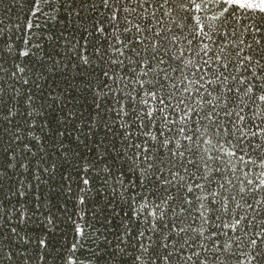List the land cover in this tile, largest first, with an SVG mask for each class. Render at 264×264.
<instances>
[{
    "label": "snow or ice",
    "instance_id": "obj_1",
    "mask_svg": "<svg viewBox=\"0 0 264 264\" xmlns=\"http://www.w3.org/2000/svg\"><path fill=\"white\" fill-rule=\"evenodd\" d=\"M26 2L0 19V264H264V0Z\"/></svg>",
    "mask_w": 264,
    "mask_h": 264
},
{
    "label": "trees",
    "instance_id": "obj_2",
    "mask_svg": "<svg viewBox=\"0 0 264 264\" xmlns=\"http://www.w3.org/2000/svg\"><path fill=\"white\" fill-rule=\"evenodd\" d=\"M17 5L15 8H13V5ZM19 5H23V7H20ZM27 11V2L26 0H0V19L3 21L7 22L5 27L6 29L8 28H13L15 26V22L17 19H21V22L23 20V14ZM59 83V81H57ZM23 91V88L21 89ZM49 149H51V144L48 145ZM45 158H47V152H45ZM34 159V158H33ZM53 159H56V157H53ZM40 165L37 164L34 166V171L39 168ZM58 203H63V201H57ZM73 202H69V205H65L67 208L68 212H71L73 209L71 207V204ZM96 205H94V208ZM112 208H114L116 211H119V207L117 205L113 204ZM87 211V210H86ZM58 216V222L59 220H64L65 223L61 225L63 232L67 233L66 236H62L63 242H67L68 240L71 239L73 233L71 230V225L67 223V218L64 212L57 213ZM91 217V212L88 213V216L86 219ZM93 224H101L103 223V214L101 213V219L100 220H92ZM62 235V234H61ZM103 255V253H102ZM116 259H121V257H117ZM123 259H128L127 256L123 257ZM49 264H57L55 261H50ZM93 264H110V262L107 259H96L93 258Z\"/></svg>",
    "mask_w": 264,
    "mask_h": 264
}]
</instances>
